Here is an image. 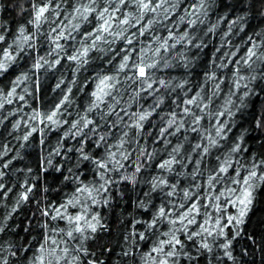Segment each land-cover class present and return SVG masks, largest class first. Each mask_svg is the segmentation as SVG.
Segmentation results:
<instances>
[{"label":"trees","instance_id":"trees-1","mask_svg":"<svg viewBox=\"0 0 264 264\" xmlns=\"http://www.w3.org/2000/svg\"><path fill=\"white\" fill-rule=\"evenodd\" d=\"M46 2L0 0V36L4 37L0 59L5 50L15 57L0 74V264H36L48 237L65 242L61 247L69 248V259L77 258L71 264H161L165 260L167 264H264V182H254L252 204L238 226L233 221L225 227L226 217L237 213L230 203L225 205L230 198L218 201L226 209L220 212L210 199L240 187L230 180L236 172L242 179L246 169L256 165L258 176L264 173V61L253 57L250 69L242 59L253 44L257 56L264 55V0H168L142 17L136 0L123 5L119 0H50L46 19L37 25L33 5L39 8ZM157 3L160 0H152L153 6ZM84 6L95 9L85 14L86 19L75 11L83 12ZM105 7L109 13L119 10L109 31L100 33L98 14ZM126 15L129 23L121 24ZM145 27L148 30L141 35ZM97 35L102 38L96 40ZM169 35L173 39H167V51L160 48L155 53ZM85 48L87 55L81 56ZM73 55L79 61L68 59ZM126 55L129 67L121 71ZM138 57L156 64L148 70L147 83L130 70ZM37 62L42 67H34ZM253 75L255 80L250 79ZM22 76L27 79L16 86L12 103H6L13 82ZM104 76L115 78V88L97 102L92 93ZM210 76L214 79H207ZM240 77L245 79L236 88L234 79ZM197 93L203 98L201 107L187 105ZM65 95L67 101L60 104ZM58 104L54 119L59 123L52 124L45 117ZM185 107L194 115L184 114ZM145 112L151 115L136 127L137 116ZM221 112L224 115H218ZM36 113L39 117L32 119ZM173 113L177 123L170 127ZM194 117H200L199 124ZM85 119L93 123L84 127ZM180 122L183 127L176 131ZM220 125L225 127L218 137L215 129ZM209 137L216 140L215 147ZM237 144L240 151L233 152ZM204 147L209 148L206 154ZM173 158L176 162L170 168L160 167ZM225 160L232 167L217 176ZM97 161L107 164V169ZM209 177L220 182L214 180L209 186ZM85 186L92 189L91 196L77 191ZM29 187L28 199L21 200ZM69 200L73 203L67 204ZM193 203L199 214L192 213L188 219L194 216L195 223L182 224L180 216ZM161 207L164 217L157 215ZM56 210L63 216L83 215L97 224L96 231L86 228L82 220L84 238L76 233L75 238L67 237L73 225L59 216L51 219ZM153 219L156 223L149 228ZM173 220L175 224L169 222ZM202 228L208 231L188 239ZM220 228L224 235L218 234ZM173 234L183 244L175 246L176 255H165L173 251L167 243L162 252L152 251ZM229 241L224 249L222 245ZM204 243L211 251L202 247ZM45 247L51 250V241Z\"/></svg>","mask_w":264,"mask_h":264},{"label":"snow or ice","instance_id":"snow-or-ice-1","mask_svg":"<svg viewBox=\"0 0 264 264\" xmlns=\"http://www.w3.org/2000/svg\"><path fill=\"white\" fill-rule=\"evenodd\" d=\"M92 2L95 3V0H92ZM125 2H126V0H119V5H123ZM48 3H50V0H47V2L44 4V6L43 7H39V8H36V6L33 5V8L35 9L34 21H35V23L37 25L39 24V22L41 21L42 18H45L44 17V13L49 11ZM166 3H168V0H160V3H157L155 6H153L152 5V0H136V6H137L138 9H140V16L141 17L144 15V13L146 11L155 13L157 8H160L163 4H166ZM118 10H119V7L114 9L112 13H109L108 8L105 7L101 12H99L98 16H99V19L102 21V23L100 25V28L97 29L98 32L104 33V32H108L109 31V29L111 27V21L114 19L115 12L118 11ZM75 11L78 12V13H81V15H84V18L86 19L87 16L85 14L95 11V9L94 8H89L88 6H84L83 12H81L80 8L75 9ZM165 11H167V10L165 9ZM136 22L139 23V20H137ZM120 23L121 24H128L129 23V17L126 15L125 18L120 21ZM152 23H153V21L150 20L149 21V25H151ZM191 23H195V22L193 21ZM77 27H78V25H77ZM147 30H148L147 27L141 29V35H143V33L145 31H147ZM19 31H20L21 34H23L25 32V29L23 27H21L19 29ZM62 35H63V33H61V36ZM89 35H92V34L90 33ZM186 35L187 34H185V36ZM59 38L60 37H57V39H59ZM101 38H102L101 35H97L96 36V40H100ZM184 38L185 37H180L181 40H183ZM3 39H4V37L0 36V40H3ZM28 39H29V37H27V36L24 37V41L25 42ZM167 39H173V36L169 35V37H167L165 39V41L162 44H160L159 48H157L155 50V53H159L160 48H163V49H165V51H167V48H168ZM249 39H251V38H249ZM157 40H159V37H157ZM127 43L131 44L132 40L131 39H127ZM94 46H95V41L93 42V47ZM174 46L175 45H173V47ZM59 47H60V45H57V48H59ZM197 47H199V45H197ZM255 48H256V45L253 44L252 48L248 49L246 57L242 58L243 61H244V64L247 65L250 69H251L252 65L249 63V61H253V57H256L258 60L264 61V55L257 56L256 51L253 50ZM87 52H88V49L85 48L83 50V52L81 53V56H86ZM17 54H19V53H17ZM68 59L73 60V61H79L80 57L73 55V56L68 57ZM137 59H138L139 62L133 61L130 70H134V72L136 74V76H135L136 79H140L143 82L147 83V80L150 78L148 76V70L152 69V68H155L156 64L155 63H146L142 57H138ZM14 60H15V57L12 55V53L7 51V50H5L4 53H3V59H0V74H3L4 72H6L8 70V67L10 66V64ZM128 60H129V56L128 55L124 56L123 62L119 65V70L122 71L125 68L129 67ZM254 62L255 61H253V63ZM45 63H47V62L45 61ZM56 63H59V60H57ZM34 67L39 68V67H42V65L39 62H37L34 65ZM222 67H227V65H222ZM236 72H238V69H236ZM234 77H235V72H234ZM261 78L264 79V76H262ZM24 79H27V77L26 76L17 77L16 81L13 82L14 86L7 93V97L8 98L5 100L6 103H12V99L11 98L15 97L16 86H19V84L21 82H23ZM207 79H214V77L210 76V77H207ZM244 79H245L244 77H240L238 80L234 79V86L236 88H239L241 86L240 85V81L244 80ZM250 79L251 80H255L256 76L253 75V76L250 77ZM114 81H115V78L114 77H110V76H104L103 78H101L99 80V84L97 85V91L92 93V96H94L96 98L97 102H103L104 97L111 94V90L115 88V82ZM222 82L223 81H221V83ZM160 84L163 85L164 81L161 80ZM59 86L60 85L58 84L57 87H59ZM243 86L245 88H247L248 84L245 83ZM147 87L151 88L152 84L148 83ZM215 87L217 89H219V84H217ZM68 91L70 92L71 89L69 88ZM213 94H215V93H213ZM137 95H138V93H137ZM245 95H248V92H245ZM17 98L19 100H24L23 96H19ZM198 98H199V102H198ZM67 99H68V97H67V95H65L63 100H61L60 104L65 103L67 101ZM202 99L203 98L200 97V94L197 93L196 96H194L191 99H188L186 101V104L189 105V106L195 104L197 106V108H200L201 107V103L200 102H202ZM160 102L162 103V101H160ZM228 103H231V100H229ZM97 106H98V104H94L93 105V107H97ZM2 107H3V103H0V108H2ZM204 107H207V105H205ZM59 111H60V105L58 104L56 106V110L53 111L51 114L47 115L45 117V119L48 122H51L52 124H58L59 121L55 120L54 117L57 115V113ZM201 111H203L202 108H201ZM183 112H184V114H192V115H194L193 113H191V109L189 107H185L183 109ZM150 115H151V113H148V112L139 114L137 116L136 127H138V128L141 127L140 122L146 120L147 117L150 116ZM218 115H224V113L221 112ZM38 117H39V113H36L32 117V119H37ZM194 120H195L196 124H199L200 117H194ZM78 123H79V121L73 123L72 124V128H76ZM92 123H93V121L85 119L84 120V127H88V125L92 124ZM168 123H169L170 127L177 123V121L175 119V113L172 114V118L168 121ZM18 124H19V122H17V126H18ZM182 127H183V122H180V127H178L176 129V131H179L180 128H182ZM224 127H225L224 125H220L219 127H217L215 129L216 136L220 137L222 135V133L224 131ZM192 130L196 131L197 129L193 128ZM32 131H35V129H33ZM163 131H166V129L161 131V135H163ZM29 135H31V133H29ZM24 139L27 140L28 137L25 136ZM99 139L100 140H104V137L101 136ZM208 139H209V143H210L211 146L215 147L217 145V142H216L215 139H212L210 137ZM200 147H201L200 144L195 145V148H197V149H199ZM178 150L179 149L176 148L173 151H178ZM202 151H203V153L206 154V153H208L209 148L208 147H204L202 149ZM232 151L233 152L240 151L239 144H237L232 149ZM111 157L114 159L115 158V154L114 153L111 154ZM84 159H88V157L85 156ZM175 162L176 161L173 158V160L165 161L163 164L160 165V167L161 168H170L171 164L175 163ZM96 163L101 168L107 169V167H108L107 164H105V163H100L99 161H97ZM196 163L199 164V161H197ZM4 167H7V165H4ZM231 167H232L231 161L225 160L224 166H221L219 168V172L217 173V176H220V174L227 173L229 168H231ZM256 169H257L256 165H253V167L250 170L246 169L247 175H245L242 179L239 178L240 173L236 172L235 176L231 177L230 180H231L232 184L238 185L240 187L239 188H231L230 187L226 191L220 192L219 195H216V196H213V197L210 198L213 201L212 207H214L217 212H220L222 210H226V209H221V207H220V205L218 203V201L221 199V197L230 198V199H226L225 200V205L230 203L234 208H236L237 213H236L235 216H231L230 215V216L226 217L227 224L225 225V227H227L228 225L233 224V221H235V226L243 224L244 217L246 216V214H247V212H248V210H249V208H250V206L252 204V201H253V192H254L255 186H256V184L254 182L255 181L264 182V173H262V174H260L258 176V173H257ZM139 170H140L139 168L136 169L137 172H139ZM2 174L3 173H0V175H2ZM125 179H131V178L130 177H125ZM214 180L217 183L220 182V180H218L217 177H209L208 178L209 186L212 185ZM160 183L161 184H165L166 181L161 180ZM101 187L103 188V185ZM172 187L174 188V185ZM0 188H3V185H0ZM31 191H32V189H31V187H29L25 193H22L21 194V200H27L28 199V192H31ZM77 191L78 192H85L89 196H91V194H92V189H90V188H88L86 186L84 188L77 189ZM185 197L186 198L189 197V193L185 192ZM205 199L207 200V199H209V197L206 196ZM72 203H73V201H71V200H69L67 202V204H72ZM93 203H97V201L93 200ZM104 203L106 204L107 200H105ZM67 204L62 205L61 207L66 208ZM205 207H207V205H205ZM192 213L199 214V208L197 207L196 203H193L191 205V207H189L188 210L183 215L180 216V218H179L180 222L183 224V221L187 220L188 224L195 223V217L194 216H193L192 219H188L189 215L192 214ZM42 214L43 215H47L48 213L46 211H44V212H42ZM157 215L159 217H164L165 216V211H164V209L162 207L159 209V212H158ZM57 216H59L61 219H66L70 225H73L71 230L67 231V233H66L67 237L75 238L74 237V233H76V234L80 235L81 239L84 238L83 237V233L85 231V227L81 226V223H80L82 220H85V217L83 215L63 216L59 212V210H56V216H52L51 219L55 220L57 218ZM93 220H97V223H99V221H98L96 216H93ZM169 222L172 223V224L176 223L175 220L169 221ZM155 223H156V220L153 219L152 224H149L148 227L151 228ZM220 223H221L220 218H217L216 219V227H219ZM85 226H86V228L91 229L92 232H95L96 228H97V224L91 223L90 221H87V220H85ZM184 228L186 230L187 225H184ZM2 230L3 229L0 228V231H2ZM60 231H63V229H61ZM205 231H208V229H203L202 228L201 232L193 233L192 235H189L188 239H192L193 235H201ZM208 234L212 235L211 232H208ZM218 234L219 235H224L223 228H220V231H219ZM140 236L143 239V233H141ZM49 241H51V245H53L51 250H49L48 248L45 247V245L49 244ZM63 243H65V242L64 241L57 242L56 240H51L50 237L46 238L44 240V243L40 246V249H39L40 255L36 258V264H60L61 260H64L65 264H71L72 261H75L77 259L75 256H73V257H71V259H69V248L68 247H61V244H63ZM164 243L169 244L173 248V251H169V252H167L165 254L168 257L176 255V253L174 251L176 245H180L181 247H183L182 242L178 238H176V236L173 234L171 239L167 240L166 242L165 241H161L160 242V246L157 247V248H154L152 251H154V252H162ZM229 246H230V241L222 245V247L224 249H228ZM202 247H204V248L208 249L209 251H211V249L209 248V245L207 243H204L202 245ZM57 249L59 250V254H57ZM226 254H228L229 257H230V253H226ZM13 255H14V253H13ZM149 255H151V253H149ZM3 264H6V262H3ZM161 264H167V261L166 260L165 261H161Z\"/></svg>","mask_w":264,"mask_h":264}]
</instances>
